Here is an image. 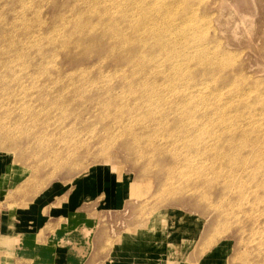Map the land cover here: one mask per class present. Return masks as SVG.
<instances>
[{"label": "rangeland", "instance_id": "rangeland-1", "mask_svg": "<svg viewBox=\"0 0 264 264\" xmlns=\"http://www.w3.org/2000/svg\"><path fill=\"white\" fill-rule=\"evenodd\" d=\"M161 2H175L178 11L186 2L192 6L187 11L194 16L193 24L187 27L189 33L196 30L204 44L189 46L190 35L172 37L183 53L176 63L183 69L180 77L194 73L196 83L205 82L209 128L216 123L241 127L249 132L248 139L264 144V0ZM86 10L75 0H0V79L3 82L6 70L10 76V68H24L27 75L23 86H15L11 93L19 103L0 108V163L15 170L8 183L16 182L1 205L33 204L51 196L43 199L50 212L53 200L62 201L72 191L79 194L78 202L95 214L97 224L87 229L86 245L62 246L56 258L53 254L52 264H264V252L259 250H264L263 204L248 211L233 199L228 203L235 206L228 205L217 194L223 183L220 171L205 167L204 173L198 160L187 168L168 162L171 146L154 156L139 148L147 132L138 121L151 117L118 85L128 67L123 71L115 61L127 57H120L119 50L107 56L108 41L102 45L106 54L99 56L101 45H91L89 38L79 42L81 22L89 20ZM185 86L180 82L177 89L190 90ZM23 95L30 101L22 105ZM109 98L120 104L104 115ZM198 103L200 117L204 109ZM120 108L123 121L113 128V115ZM215 143L213 139L210 147ZM201 174L213 188L202 182ZM47 215L43 218L55 228L54 218L60 213ZM259 237L260 247L254 243ZM12 241L15 248L17 242ZM16 253L0 249V264H17Z\"/></svg>", "mask_w": 264, "mask_h": 264}, {"label": "bare ground", "instance_id": "bare-ground-1", "mask_svg": "<svg viewBox=\"0 0 264 264\" xmlns=\"http://www.w3.org/2000/svg\"><path fill=\"white\" fill-rule=\"evenodd\" d=\"M75 2L79 4V6L87 7L86 13L89 16L88 21L81 22V27L79 29L80 32L79 42H81L83 39L89 38L91 45L96 46V44H98L102 46L104 43H107L108 41L110 43L109 44L110 49L106 51L103 48V46L102 48H98L97 50L98 56L103 54L105 51L107 52V56H109L110 54L112 53L114 54L115 51L119 50L120 57H125V56L127 57V59H124V62H120L117 59L115 61L116 63L115 65L117 67H120L121 70L123 71H127L124 69L128 67V71L121 74V78L120 80H118L119 81L118 85L122 86V88H125V92H127V94L131 96L130 98L132 102L137 105L138 109L147 111L146 112L147 115L151 117V119L145 118L144 120L143 118L138 121V125H140V128L144 132H147L144 133L146 136V140L144 144L140 143L139 148L141 149L142 147H144L146 149H149L151 152L149 153L154 156L156 153L159 154L162 149L171 146L172 149L171 151L173 152V154L168 162L173 161L172 164H177V165L178 163L179 164L181 163L182 166L187 168L188 166H190L191 162L193 163L196 160H198L199 162L197 163L200 165V167H202L204 173L205 171H207L205 170V167L209 170V172L220 171L221 173L220 177H222L223 183L219 177L222 183L221 185L222 187L219 188L217 194L223 195L222 198L226 201L228 205L232 204L228 202H230L233 199V201L236 200L237 203L243 205L244 210L248 211L249 207L259 209V206L263 204V207L261 208L260 211L264 212V144L258 145L259 143H257V141L248 139L249 132L246 130H242L243 128L241 127L236 128L232 125L229 126L227 124L216 123L209 128L208 94L202 90L204 88V86L202 85L205 84V82L196 83L194 80V73L193 74L188 73L189 75L184 79L183 77H180L182 75L181 72L183 73L182 71L183 69L177 67L176 63H178L177 60L180 61L179 57H181L183 53L181 50H178L177 45L179 44V41H177V39L173 38L172 36L174 35H179L184 37H186V35L192 36V40L189 46L199 47L204 44L198 39L199 37L198 32L196 30H193L192 32L189 33L190 29L189 27H187L189 24L191 25L193 24L194 16L187 11L189 9H192V6L186 2V4L182 7L183 9L178 11L175 2L167 4L165 2H161V0H75ZM83 10L85 9L83 8ZM83 30H86L87 32L85 33L83 32ZM6 31H8V29ZM82 33H85V36L81 39ZM80 50H81V46H80ZM107 60H109V58ZM200 60L198 59V62L201 64L207 63V61H204L202 59ZM180 64H182V61ZM209 67L211 66H208V68ZM18 69L19 71H17ZM23 69L20 67L14 69L10 68L9 69L10 76H7L9 73L8 70L4 72V76L6 79L4 78L3 82L2 79H0L1 80L0 108H5L8 105L12 104V102L19 103L16 102V99L13 97V94L11 93L16 90L15 86L22 87L27 79V75H24ZM210 70H208V73L210 72ZM180 82L186 85L185 86L187 87L186 89L190 88V90L180 91L179 89H177L178 84ZM206 84H208V82H206ZM239 93H241L240 89H239ZM239 93L238 96L240 95ZM124 97L125 96H123L120 100H123ZM239 98H244V97L239 96ZM198 100L201 101L200 108L204 109L202 116L200 117L196 116V111L199 108ZM29 101L30 98H28L26 95H23L20 98V103H22V105L28 103ZM116 104H120V103L114 99H110V98L107 99L104 102V106H103L105 111L104 115H106V111L109 110V108H111L112 105H116ZM239 104L240 102L237 103V105ZM104 111H101L99 113H103ZM120 112L113 115L112 122L116 123L112 125L113 128L114 126L116 127L117 124L119 126L120 123H122L123 121V117H124L123 110L121 109ZM242 114L243 112L239 113V115ZM223 115L224 113L219 114V116L221 117H223ZM106 130L110 131V127H107ZM211 138L216 139V143L213 144L214 147H210L211 141L213 140ZM136 139L137 141L139 140L138 137ZM142 150L145 149L142 148ZM166 151H168V149ZM202 174H201L202 182L203 183L205 182L207 187L213 188L212 184L208 180H206V177ZM199 178L200 177H198V179ZM217 185H219V183H217ZM201 188H198V191L199 189L202 190ZM196 189L197 186L195 190ZM203 191L205 190L203 189ZM234 191H236L238 194L230 198L228 196V193L230 194L233 193ZM196 193H201V192H196ZM135 195L139 196L138 193H136ZM241 205H239V207H241ZM237 211L235 212L239 213V211L238 212ZM250 226L247 225V227ZM251 229L253 228L251 227ZM253 238H255L256 240L255 236H253ZM263 238L258 239L259 242L256 241L254 243H258L257 246L259 247L263 246L262 245ZM259 250L264 252V250L262 249Z\"/></svg>", "mask_w": 264, "mask_h": 264}, {"label": "crops", "instance_id": "crops-1", "mask_svg": "<svg viewBox=\"0 0 264 264\" xmlns=\"http://www.w3.org/2000/svg\"><path fill=\"white\" fill-rule=\"evenodd\" d=\"M13 171L10 165L5 168V165L0 163L1 250L13 249L18 252L15 254L18 259L17 264H52L53 254L56 258L62 246L69 249L73 248L72 244L86 245L89 242V236L86 235L89 231L87 229L95 226L97 220L94 218L95 214H91L89 209L82 208V203L78 202L80 199L78 193L72 191L70 194H65L62 201L54 202L53 200L50 204V212L47 211L48 206L43 199H51V196L50 198L43 196L44 202L38 199L33 204L26 202L14 207L10 204L1 205L6 192L16 185V182L8 183L14 174ZM52 213L54 215L60 213L54 218L56 223L60 221L62 215L64 216L62 221L55 223V228L49 225V220L45 221L43 218L44 215ZM12 238L17 242H15L17 244L15 248L9 243L13 242ZM53 248H56L55 253H52Z\"/></svg>", "mask_w": 264, "mask_h": 264}]
</instances>
